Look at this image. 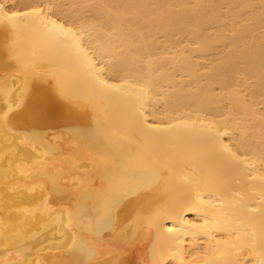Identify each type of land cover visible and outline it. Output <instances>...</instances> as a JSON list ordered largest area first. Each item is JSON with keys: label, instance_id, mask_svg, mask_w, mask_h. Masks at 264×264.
I'll return each instance as SVG.
<instances>
[{"label": "bare ground", "instance_id": "bare-ground-1", "mask_svg": "<svg viewBox=\"0 0 264 264\" xmlns=\"http://www.w3.org/2000/svg\"><path fill=\"white\" fill-rule=\"evenodd\" d=\"M0 264H264V0H0Z\"/></svg>", "mask_w": 264, "mask_h": 264}]
</instances>
